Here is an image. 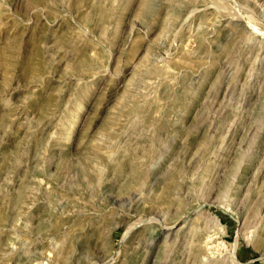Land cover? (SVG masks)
<instances>
[{"label":"rangeland","instance_id":"obj_1","mask_svg":"<svg viewBox=\"0 0 264 264\" xmlns=\"http://www.w3.org/2000/svg\"><path fill=\"white\" fill-rule=\"evenodd\" d=\"M0 264H264V0H0Z\"/></svg>","mask_w":264,"mask_h":264},{"label":"bare ground","instance_id":"obj_2","mask_svg":"<svg viewBox=\"0 0 264 264\" xmlns=\"http://www.w3.org/2000/svg\"><path fill=\"white\" fill-rule=\"evenodd\" d=\"M232 257H234V255L232 254ZM234 259H235V257H234Z\"/></svg>","mask_w":264,"mask_h":264}]
</instances>
